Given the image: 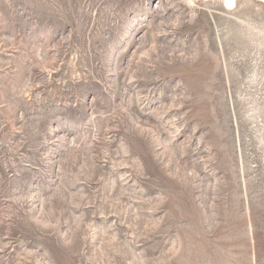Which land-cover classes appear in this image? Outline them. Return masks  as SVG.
Listing matches in <instances>:
<instances>
[{
    "label": "rangeland",
    "instance_id": "374dc122",
    "mask_svg": "<svg viewBox=\"0 0 264 264\" xmlns=\"http://www.w3.org/2000/svg\"><path fill=\"white\" fill-rule=\"evenodd\" d=\"M0 264H264V1L0 0Z\"/></svg>",
    "mask_w": 264,
    "mask_h": 264
},
{
    "label": "bare ground",
    "instance_id": "6f19581e",
    "mask_svg": "<svg viewBox=\"0 0 264 264\" xmlns=\"http://www.w3.org/2000/svg\"><path fill=\"white\" fill-rule=\"evenodd\" d=\"M211 1H213V0H211ZM222 1L224 2L225 6H227L230 9L237 7L238 0H222ZM262 1H264V0H262ZM189 2L192 4H195V0H189Z\"/></svg>",
    "mask_w": 264,
    "mask_h": 264
}]
</instances>
